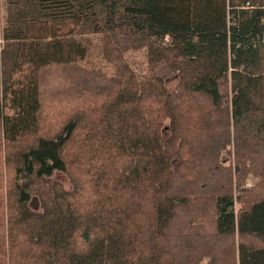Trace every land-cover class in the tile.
<instances>
[{
    "label": "trees",
    "instance_id": "1",
    "mask_svg": "<svg viewBox=\"0 0 264 264\" xmlns=\"http://www.w3.org/2000/svg\"><path fill=\"white\" fill-rule=\"evenodd\" d=\"M3 8L0 264H264V0Z\"/></svg>",
    "mask_w": 264,
    "mask_h": 264
},
{
    "label": "rangeland",
    "instance_id": "2",
    "mask_svg": "<svg viewBox=\"0 0 264 264\" xmlns=\"http://www.w3.org/2000/svg\"><path fill=\"white\" fill-rule=\"evenodd\" d=\"M3 25H4V8H3V0H0V27L1 29H3ZM74 28H75L74 25L52 24L50 26H46L44 28H39V29H37L36 27L32 28L30 30V35H32L33 37H47V36L54 35V34H64V33H67L73 30ZM125 57H126V62L128 63L129 67L139 77H143L144 75L147 74L148 64H147V58H146L145 51L130 52ZM96 62L101 63L103 65L106 64V62H103L101 60H97ZM158 73L160 76L168 79L172 83L176 81L175 72L172 69H170L168 66L164 65L160 67L158 69ZM22 75L23 74L21 73L15 74L14 79L17 80L21 78ZM51 93H54L53 90L46 91V94L50 96H51ZM45 122H46L45 124L46 131L48 133L52 132L55 128L54 124H50V121L48 119ZM4 157H5L4 147H3V143H1L0 144V196L2 194V199H5L3 198V196H5V194L3 193H6V190H7V188L5 189V187L9 185L8 181L6 180V175H8L9 172L5 170V167L3 166ZM54 179H56L57 181H60L66 190H70L72 188L71 181L67 175L63 173H56V175L54 176ZM254 183H255V180H253V178H248L245 185L247 188H251ZM237 208H239V205H237ZM0 214H1V210H0ZM0 217L2 216L0 215ZM2 225H3V219H2V223L0 227ZM202 264H207V262L205 261Z\"/></svg>",
    "mask_w": 264,
    "mask_h": 264
}]
</instances>
